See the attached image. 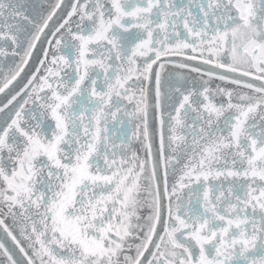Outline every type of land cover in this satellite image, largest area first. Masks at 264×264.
Masks as SVG:
<instances>
[{
	"label": "snow or ice",
	"instance_id": "obj_1",
	"mask_svg": "<svg viewBox=\"0 0 264 264\" xmlns=\"http://www.w3.org/2000/svg\"><path fill=\"white\" fill-rule=\"evenodd\" d=\"M0 264H264V0H0Z\"/></svg>",
	"mask_w": 264,
	"mask_h": 264
},
{
	"label": "flooded vegetation",
	"instance_id": "obj_2",
	"mask_svg": "<svg viewBox=\"0 0 264 264\" xmlns=\"http://www.w3.org/2000/svg\"><path fill=\"white\" fill-rule=\"evenodd\" d=\"M31 2L36 5V6H39L42 2V0H31Z\"/></svg>",
	"mask_w": 264,
	"mask_h": 264
}]
</instances>
